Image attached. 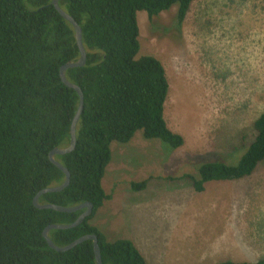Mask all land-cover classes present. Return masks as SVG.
Instances as JSON below:
<instances>
[{
  "label": "trees",
  "instance_id": "1",
  "mask_svg": "<svg viewBox=\"0 0 264 264\" xmlns=\"http://www.w3.org/2000/svg\"><path fill=\"white\" fill-rule=\"evenodd\" d=\"M192 1L58 0L82 32L85 64L68 68L65 75L81 89L83 107L74 149L55 155L69 171V184L43 193L39 203L70 207L90 202L92 211L74 227L51 229L54 244L64 246L84 234H96L103 264H146L130 239L108 240L90 219L109 198L102 177L111 142H128L141 130L145 138L160 139L170 148L183 145V136L165 119L169 82L163 64L152 55L138 56L136 14L145 11L152 21L175 6V18L182 23ZM78 57L73 27L51 0H0V264H96L91 240L56 251L42 235L47 225L71 223L84 209L62 212L32 203L39 190L65 177L48 153L69 143L79 96L61 81L59 68ZM250 133L252 139L237 163L207 161L194 174L180 177L200 192L207 181L250 175L264 159V110L243 135ZM146 184L132 181L130 189L142 190Z\"/></svg>",
  "mask_w": 264,
  "mask_h": 264
},
{
  "label": "rangeland",
  "instance_id": "2",
  "mask_svg": "<svg viewBox=\"0 0 264 264\" xmlns=\"http://www.w3.org/2000/svg\"><path fill=\"white\" fill-rule=\"evenodd\" d=\"M175 11L152 21L137 12L138 56L164 65L165 116L183 145L141 130L111 142L102 177L109 198L90 222L108 240L130 239L148 264L264 260V159L250 175L207 181L200 192L180 177L207 161L237 163L252 139L243 134L264 110V0H193L182 23ZM143 180L144 189H130Z\"/></svg>",
  "mask_w": 264,
  "mask_h": 264
},
{
  "label": "water",
  "instance_id": "3",
  "mask_svg": "<svg viewBox=\"0 0 264 264\" xmlns=\"http://www.w3.org/2000/svg\"><path fill=\"white\" fill-rule=\"evenodd\" d=\"M51 4L55 8V10L64 19H66L68 22H70V24L73 27L75 42H76V45H77L78 50H79V57L75 61H67L66 63L62 64L59 68V75H60L61 81L65 85L72 87L73 89L76 90V92L78 93V96H79V102H78L77 110H76V112L72 118L71 124H70V128H69L70 139H69L68 145L65 147L53 148L48 153L49 160L55 166H57L59 169H61L64 172V174H65L64 180L56 186L46 187V188H42L41 190H39L34 195V197L32 199V203L34 206H36L39 209H52V210H57V211H62V212H64V211H76V210L84 209L83 212H81V214L71 223H68V224L53 223V224L47 225L43 229L42 235H43L45 241L47 242L48 246L51 247L52 249L56 250V251H66V250L74 247L75 245L81 243L82 241L91 240L93 252H94L95 263L96 264H103L102 260H101L100 248H99V245L97 242L96 234H84V235L74 239L73 241H71L70 243H68L64 246H58V245L54 244L52 242L50 236H49V231L51 229H67V228H71V227H74V226L80 224L81 221L84 220V218L86 216H88L92 211V204L90 202H84V203L74 205V206H70V207L61 206V205H57V204H51V203H44V204L39 203V197L43 193L60 191V190L64 189L69 184V180H70L69 171L55 159V155L70 152L75 147V142H76L75 127H76L77 120L79 118V115H80L82 107H83V94H82L81 89L78 86H76L75 84H73L67 80L65 73H66V70L68 68L83 66L85 64V59H86V52H85V49H84V46L82 43V32H81L80 26L78 25V23L74 20V18L72 16H70L68 13H66L59 6L58 0H51Z\"/></svg>",
  "mask_w": 264,
  "mask_h": 264
},
{
  "label": "crops",
  "instance_id": "4",
  "mask_svg": "<svg viewBox=\"0 0 264 264\" xmlns=\"http://www.w3.org/2000/svg\"><path fill=\"white\" fill-rule=\"evenodd\" d=\"M251 53H253L251 50H250V52H249V56L251 57ZM248 55V54H247ZM253 60H254V64H255V66L257 65V62H256V58L255 57H253L252 58ZM164 66V65H163ZM166 71V70H165ZM167 75V74H166ZM168 78V82H169V77H167ZM169 91H170V82H169V90H168V95H169ZM168 95H167V97H168ZM166 102H167V98H166V101H165V106H166ZM165 119H166V116H165ZM166 122H167V120H166ZM168 124V123H167ZM169 126V125H168ZM171 129V128H170ZM172 130V129H171ZM105 203V202H104ZM104 203H103V205H104ZM103 205H102V207H103ZM101 207V208H102ZM97 215H99V212L97 213ZM98 219V216H95V218H94V221L95 220H97ZM93 224V223H92ZM93 225H95V224H93ZM96 226V225H95ZM97 227V226H96ZM98 228V227H97ZM135 244V243H134ZM136 246V245H135ZM137 247V246H136ZM138 248V247H137ZM141 248H138V250L140 251V253L143 255V257H144V259H145V262H146V264H148V258H147V255L145 254V253H143L141 250H140Z\"/></svg>",
  "mask_w": 264,
  "mask_h": 264
}]
</instances>
